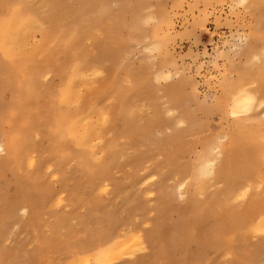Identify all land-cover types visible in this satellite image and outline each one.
<instances>
[{"label":"rangeland","instance_id":"374dc122","mask_svg":"<svg viewBox=\"0 0 264 264\" xmlns=\"http://www.w3.org/2000/svg\"><path fill=\"white\" fill-rule=\"evenodd\" d=\"M28 1L39 5V3L44 4L47 0ZM65 1L68 2L69 0ZM71 1L80 2L85 0H70L69 2ZM91 1L94 3L92 5L91 15L93 13L98 14L91 16L95 20L94 25L90 30L85 29V33L74 54H68L67 51L64 49L61 50L60 48L59 51L54 53L50 61H40L41 57L34 68V70L40 68L43 77L45 75L41 84L42 94L36 103L42 106L49 102L51 97H57L65 92L67 85L66 80L63 79L65 73L70 72L76 66L82 68L85 63H88L90 68L98 67L97 70L87 75L97 90H104L115 80L120 81V94H125V97L129 98L131 104L137 107L139 115H142L141 118L144 117L143 120H140L141 124L156 120L164 134L166 133L165 135L173 136L176 132L186 133L189 129V124L185 123L184 120L194 118L199 124L201 122L203 124L210 123V127L216 133H221V125L216 122L217 115L214 113L208 114L207 111L209 109L206 108V104L211 105L212 94L216 91L215 85L210 77L214 76L219 71V68L217 66L210 67L208 64H205V60L208 57L201 55L198 63H196L195 58L186 62L187 69L186 71L185 69H181L184 74L178 79L173 78L170 81L161 80L160 83H157V72L159 74L168 70L175 73L176 68L168 62L163 64V61H165L163 58L150 61L148 59L150 54L140 51V44L136 39L140 37V31H137L136 20H133L135 13L137 14L134 6L139 3L140 15L142 17H157L156 21L150 20L152 21L151 23L147 22L149 20H142L140 29L146 32H152L154 27L160 26L162 29H165L166 16L170 17L173 30H169V33H167L168 31L166 32L170 38V34H174L175 32L184 29L191 30L194 21L187 15L188 9L185 5L193 2L216 5L217 7L214 10H210L211 14L208 17L209 22L207 27L210 29V32L201 33L199 44L193 47V42L182 40L179 42L180 47L178 49L174 48L173 51L186 53L188 48H193V51L199 48L201 52L207 51L210 57L214 45L220 47V50L223 51L221 44L222 37L227 39L235 34L236 39H239L241 36L247 37V43L256 45V48H258V57H261L264 56V0L261 2L260 12L257 10L255 12L256 14H252L253 11H247L240 7H237L235 13H233L228 7V5L233 4L231 0ZM103 4L109 10V14L102 12ZM123 7L124 10H122ZM201 11L203 9L197 11L195 15L199 16ZM217 19L220 21L219 31H217ZM45 27L46 25L41 24V29L36 33L38 42L42 40L41 30L46 29ZM158 32V37L152 36V42L159 41L162 44V51L166 50L165 46L169 38L165 39V33L161 34L160 29ZM156 55L162 56V52H157ZM248 61L249 58L246 57L245 53L241 57H238L235 65H229V75H232V67H237L240 70L236 72L234 79L237 80L239 74L245 72L249 75L247 79L256 82V90L259 91V85L264 83V66H262L258 58ZM220 63L218 61L217 65ZM194 64L195 67H193ZM197 70L200 72V75L195 77L199 81V86L195 88L197 96L195 99H190L189 95L193 89V81L187 78V76L189 73L194 74ZM130 78L134 79L133 83H130ZM210 84L212 85L211 87L208 86ZM140 86L142 92H139L140 95H137L135 91ZM175 88L182 95L175 94L173 92ZM152 91L153 93H151ZM25 95L26 92L21 93V91H15L11 93L7 91L3 95V100L8 105L12 101L25 97ZM86 96L87 90L83 88L80 98L75 103V108L83 106V101L86 99ZM206 97L207 101L205 104ZM152 104H155V107ZM100 105L107 111L115 112L119 108L120 101L114 95L108 97ZM171 110L176 111V113ZM261 111H256L251 116L255 118L253 122L264 125V119L260 118ZM175 117L180 118L184 122L176 123V125L173 124L175 123ZM241 120L246 121L247 118H241ZM116 121L117 118L111 116L110 122L104 127L105 144L108 147L118 144L120 151L115 158L116 164L111 168L108 182L104 183L102 188L95 187L93 190L88 191L84 187L85 183H87L86 179L79 178L78 181H80L81 185L72 194V187L69 186L66 189L61 188L60 179L55 178L57 176V170L53 169V171L44 174L45 178L48 177L44 182L48 183L55 192L54 198L52 201H47V204L43 208H40L37 214L31 213L30 208L27 210L28 213L26 212L27 214H25L22 211L23 206L20 205V202L18 205L20 197L16 194L15 184L12 182V170L5 171L6 174L4 173L0 177V218L10 219L11 217L12 222L8 237L5 241V247L12 252L16 253L17 251L18 254L16 253V256L19 257V260L27 264H29L30 260L32 261L30 262L31 264H81L86 257H92L93 259L98 257L91 264H129L124 255L112 257V259L106 262H97L102 255L101 252H106L108 255L111 249L114 248V245L109 246L106 244L108 247L104 245L103 248H107L101 251L99 247L89 248V243L93 238L97 237L101 232L111 229L115 232L114 236L121 238H126L127 236L128 239L126 241L128 242L132 240L128 235L129 233H134L135 236L140 237L143 241V250L136 254L135 260L131 261V264H144L154 254L156 255L151 264H240L237 257L231 254L223 256V250L218 254L216 247L206 241L201 242V248L198 251H196V244L190 243L185 253L180 252V250H184L182 244L183 238L181 239V247L178 251L170 249L168 256L160 254L162 253L159 252L162 246L168 244L170 228L178 220H185L187 217L193 215L191 208H184L185 205L183 204H185L186 199H181L178 195L179 179L178 177L176 178L175 170L167 166H162L169 152L176 153L179 157L181 156L180 164L185 165L192 161L193 154L190 152L184 150L183 153L177 150L174 152L175 147L182 148L190 140V137L180 139L179 141L181 142L182 140V144L177 141L167 147L166 150H163L157 144L147 148L143 144L142 139L144 137H142V133L138 132L139 130L135 131L129 139L124 137L121 132L114 134L113 127ZM197 127L199 128L200 126ZM223 127L225 129L227 128V122ZM39 133H35L32 139L30 152L31 158L37 162L42 161L46 157V151L51 146L53 140L49 131H44L40 135ZM155 136L157 140L162 138L160 133L155 134ZM68 148L73 150L76 148V145L71 143L68 145ZM195 148L196 151L202 149L199 145L197 147L195 146ZM79 149L80 147L77 148V150ZM73 166L69 165V169H72ZM14 168L16 169V167ZM30 172L31 169L25 166L22 173L17 174L25 177ZM51 172H54L53 176L50 175ZM262 175L264 177V167L262 169ZM3 177L5 178L3 179ZM146 177L148 179L151 177V179L143 181ZM162 180L166 183L164 188L160 186ZM92 183L95 186L98 184L96 180L92 181ZM7 184L11 186L9 191L8 187H6ZM183 184L188 186V180H185ZM28 189L26 190L29 195L26 194L29 198L28 205L42 200L38 197L33 187H28ZM169 190L176 194H170L168 192ZM6 193L11 197V203L16 206V213H9V209L6 207L2 197ZM201 199H203L202 195ZM71 200L75 201L74 203L77 201V205L73 207L70 204ZM100 201L102 204H100ZM234 205L238 207L242 205V202H236ZM99 210H102L105 214ZM67 215L70 218L67 225L60 224L58 221ZM85 219L86 221L84 222L87 226L83 227L81 220ZM194 220L197 227L201 224V231L204 230L206 232L205 227L202 225V220H198L197 218ZM250 222L251 219H248L247 223L249 224ZM57 223L59 224L57 233L53 234L52 227ZM145 224L148 226L145 227ZM198 231L200 234L201 231L199 229ZM176 232L184 238L187 237V234H196L193 226H187L186 223L181 228H178ZM229 238L234 241V246L238 247L244 246L252 248L264 242V235L253 232L252 234L248 233L246 237L241 233H234ZM46 242L49 243V246L42 253L40 247ZM155 242L161 246L156 247L154 245ZM200 251H203L201 256H199ZM23 254L25 255L23 256ZM32 256L33 258H31ZM198 256L199 258H197ZM251 264H264V253L257 256Z\"/></svg>","mask_w":264,"mask_h":264},{"label":"bare ground","instance_id":"6f19581e","mask_svg":"<svg viewBox=\"0 0 264 264\" xmlns=\"http://www.w3.org/2000/svg\"><path fill=\"white\" fill-rule=\"evenodd\" d=\"M69 1L47 0L44 4L39 3L38 5L28 0H0V149H2L0 151V177L3 176L5 171L12 170V182L15 184L16 194L20 197L18 205L20 202V205L23 206L22 211L27 214V210L30 208L31 213L37 214L38 210L47 204V201H52L55 192L48 183L44 182L48 178H45L44 174L53 171V169L57 170L55 178L60 179L61 188L72 187V194L81 185L78 181L79 178L86 179L87 183L84 187L88 191L93 190L95 187L102 188L104 183L108 182L111 168L116 164L115 158L118 156L120 147L118 144L111 147L105 144L104 127L110 122L111 116H115L117 121L113 127L114 134L121 132L124 137L129 139L135 131L139 130L138 132L142 133V137H144L142 139L143 144L147 148L157 144L163 150H166L167 147L180 139L190 137V140L182 148H174V146L173 148L174 152H176L175 150L182 153L187 151L193 154L192 161L185 165L180 164L181 156L169 152L162 166L175 170L176 178L179 179L178 195L180 197L183 195V199H186L185 204H183L185 205L184 208H191L193 215L185 220H178L170 228L168 244L162 246L159 251L162 252L160 254L168 256L170 249L178 251L183 238L184 250H180V252L185 253L190 243H195L197 246L196 251H198L201 248V242L206 241L216 247L218 254L223 250V256L231 254L238 258L240 264H251L257 256L264 253V242L252 248L238 247L234 246V241L229 237L234 233H241L246 237L248 233L261 234L264 232V177L262 175L264 167V125L253 122L254 117L246 121L240 119L236 122L227 123L226 129L221 125V133H216L210 127V123L203 124L201 122L199 124L194 118H187L184 120L185 123L189 124L186 133L176 132L173 136H167L168 134H164L156 120L154 122L144 121L147 122L145 124L140 123V120H143L144 117L141 118L142 115H139L137 107L131 104L125 94H120L119 80H115L104 90H97L87 75L97 70L98 67L90 68L88 63H85L82 68L76 66L70 72H66L63 77L67 84L66 91L57 97H51L49 102L40 106L36 101L42 94L41 84L45 75L43 77L40 68L34 70L39 59L42 57L40 61H50L54 53L59 51L60 48L67 51L68 54H74L85 29L90 30L94 25L95 20L91 16L98 14L93 13L91 15L92 5L94 4L91 0H85L86 2ZM262 1L246 0L244 9L253 11L251 13L254 14L261 9ZM231 2L238 5L240 0H231ZM102 8V12L109 14V10L104 4ZM134 9L137 14L135 13L133 20H136L137 31H140V36H142L146 33V31L140 29L142 20L156 21L157 17H142L139 3L134 6ZM122 10H124V7ZM170 21L171 18L166 16V28L154 27L151 32L152 36L158 37L160 29L161 34L165 33L164 38L168 39L166 32L169 33V30H173V25L170 27ZM41 24L46 25V29L41 30L42 40L38 42L36 33L41 29ZM154 44L162 47L159 41H155ZM257 51L256 45L248 43L245 55L249 58V61L258 58ZM166 63V61H163V64ZM248 76L245 72L241 73L237 81L243 82ZM157 77L158 72L156 73ZM133 82L134 79L130 78V83ZM146 86L148 85L146 84ZM83 88L87 90L86 99L83 101L82 107L75 108V103L80 98ZM7 91L11 93L15 91L26 92V95L6 105L3 95ZM139 92H142L141 86L135 91L137 95H140ZM173 92L182 95L180 91H177V88ZM114 95L119 98V108L115 112L103 109L100 104H103L108 97ZM196 96V89L195 91L192 89L189 98L195 99ZM155 100L157 101V99ZM152 105L155 107V104ZM173 112L176 113V111ZM207 112L208 114L213 113L210 109ZM155 118L157 119V117ZM172 120L174 121V119ZM184 121L177 117L173 124L176 125V123H183ZM44 131H49L53 140L46 151V157L37 162L31 158L30 154L32 139L35 133L40 132V135ZM157 133L162 135L161 139H156L155 134ZM221 134L227 136L223 146L224 161L217 165L214 174L201 175V163L205 157L211 156L216 138ZM181 142L179 141L180 144H182ZM71 143L76 145L73 150L68 148ZM198 145L202 148L200 151H196L195 146ZM78 147H80L79 150H77ZM69 165L74 166L69 169ZM25 166L31 169V172L22 177L17 173H22ZM50 175L53 176L54 172H51ZM150 179L151 177L149 179L146 177L143 181ZM95 180L98 182L96 186L92 183ZM185 180H188V186L183 184ZM165 184V181L162 180L161 188H164ZM6 187H8V191L11 189L9 184ZM28 187L34 188L38 197L42 199L40 202L28 205L29 195L26 192V190H29ZM168 192L176 194L171 190ZM8 195L6 193L2 196L3 201L10 214L12 212L16 213L17 208L11 203V197ZM201 195L203 199H201ZM74 202L72 200L70 202L73 207L77 205V201ZM234 202H242V205L236 207ZM195 218L202 220L206 232L201 231V224L197 227ZM86 219L81 220L83 227L87 226L84 222ZM248 219H251L249 224L247 223ZM69 220V215H67L58 222L67 225ZM184 223L187 226H193L196 234H187L186 238L180 236L176 231ZM11 226V217L10 219L0 218V264H27L19 260V257L16 256L18 254L16 250L17 254L5 247V241ZM58 227V223L52 227L53 234L57 233ZM198 229L201 231L200 234ZM114 235V230L108 229L90 241L89 248L99 247L100 251L108 247L106 244L109 246L114 245L108 255L106 252H101L102 255L97 262H106L112 257L119 256L120 248L126 243H131L126 241L128 239L126 235V238ZM19 245L21 244L19 243ZM104 245L107 247L103 248ZM154 245L156 247L161 246L157 242ZM48 246V242L43 243L40 247L41 252L44 253ZM201 253L203 251L199 252V256H201ZM155 255L144 264L153 263ZM97 258L86 257L81 264H91ZM30 262L32 261L30 260ZM30 262L29 264H31Z\"/></svg>","mask_w":264,"mask_h":264},{"label":"snow or ice","instance_id":"6c2138e0","mask_svg":"<svg viewBox=\"0 0 264 264\" xmlns=\"http://www.w3.org/2000/svg\"><path fill=\"white\" fill-rule=\"evenodd\" d=\"M188 9L187 15L194 21L191 26V30H181L170 34V38L165 46L166 50L161 49V46L156 45L152 42V33L146 32L142 36L136 38L140 44V51L149 53L148 59L150 61L159 60L163 58L166 62L170 63L173 67L176 68L175 73L165 70L163 73H159L157 77V83L163 81H170L173 78H179L182 74L181 69H187L186 62L195 58L196 63L199 62L200 56L208 57L205 60V64H208L210 67L217 66L219 71L216 72L214 76H211L210 79L214 83L216 91L212 94V103L207 105V97L205 98L206 108L210 109L211 112L217 115V123L224 125L227 123H232L239 121L241 118H247L249 120L253 119L251 114L256 111L264 110V83L259 85V91H257V84L251 79L237 81L234 79L235 74L238 69L237 67H232V75H229V65H235L236 59L241 57L248 48L247 37L241 36L239 39H236L235 34L231 38L225 39L221 38V44L223 51L220 50V47L213 46L212 55L209 57L208 52H201L199 48H196L193 51V48H188L186 53H178L173 51L174 48L178 49L180 47V41L188 40L193 42V47L198 45L200 42V35L203 32H210V29L207 27L209 22L208 17L211 14L210 10H214L216 5L208 3H199L193 2L185 5ZM228 7L235 13L237 7L244 8L246 7V0H240V3L228 5ZM200 12V15L197 16L195 13ZM151 23L152 21H147ZM170 27L172 22L170 21ZM217 31L220 28V21H216ZM187 47V46H185ZM157 52H162V56H157ZM260 59L262 66H264V56L258 57ZM221 63L217 65V62ZM195 67V64L193 65ZM203 67V65H201ZM200 72L197 70L194 74L189 73L187 78L193 81V90L199 86V81L195 79L196 76H199ZM246 85V86H245ZM211 87L212 85H208ZM199 99V97H197ZM171 115V113H169ZM261 119H264V111H261ZM107 119V118H106ZM227 136L224 134L219 135L216 138V143L213 145V151L211 156L205 157L201 163L200 173L201 175H212L215 172L218 164H221L224 161V149L223 146ZM2 151V149H0ZM35 163V161H33ZM182 191V189H181ZM183 199V195L180 197ZM148 225L145 224V227ZM264 235V232L261 233ZM129 237L132 238L131 243H126L123 247L120 248L119 254L124 255L131 264V261L135 260V256L138 252L142 251L143 241L140 237L135 236L134 233H129Z\"/></svg>","mask_w":264,"mask_h":264}]
</instances>
